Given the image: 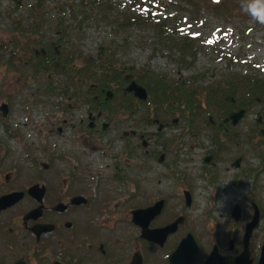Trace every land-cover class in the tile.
<instances>
[{"label":"flooded vegetation","instance_id":"obj_1","mask_svg":"<svg viewBox=\"0 0 264 264\" xmlns=\"http://www.w3.org/2000/svg\"><path fill=\"white\" fill-rule=\"evenodd\" d=\"M34 31L28 30V34L32 36ZM59 35L63 36L57 33L37 37L32 45L37 57L39 51L54 50L58 59L49 62L56 65V75H62L59 69L67 66L66 63L59 64V60L65 58L60 52L62 45L57 44ZM41 40H44L43 45ZM22 41L23 45H28L30 39L23 37ZM3 47L4 44L0 45L1 51ZM127 76L126 73L124 77L129 85L133 79L128 80ZM51 77L42 74L26 80L27 85L33 84L38 91L25 99L29 109L24 115L27 123L24 126L28 129L33 124L39 102L46 105L47 110L43 109L41 114L48 120L46 129H38L36 134L34 131L35 136L29 135V140L25 141V146L40 149L36 153L42 158L47 157L40 162L39 156L25 153L24 159L37 166L33 182H29L33 172H24L17 166L10 170L5 167L10 156L9 144L19 138V133L4 121L13 115L10 101L19 100L22 93L13 96L8 92L0 97L4 100L0 106L3 133L0 135V264H8L9 258L13 259V264H175L171 260L173 254L190 235L193 239L188 243L191 254L181 264L260 263L264 233L259 238L263 239V245L254 257L252 240L264 219L263 209L259 204V207L254 206L255 201L252 202V216L250 213L245 215L242 205L234 206L226 230L222 232L215 226L216 218L211 213L206 215L207 221L203 224L193 221L190 225L189 212L195 211V195L201 189L199 185L189 183L185 176L187 171H178L177 166L193 170L189 173L191 179L197 173L217 176V157L211 152L197 162L204 149L201 141L184 140L186 133L192 139L199 137L202 126L204 128L198 122L201 119L187 115L185 123H181L180 117L169 116L163 123L157 117L151 121L145 114L146 118L139 122L142 105L146 110L150 108L153 115L157 110L153 106L146 107V102L139 101L134 93L126 90L127 85L120 96L121 82L106 86L85 82L83 91L82 85L74 87L72 81L66 79L57 87L60 96L56 91H49L41 97L38 95L39 79L51 81ZM52 89L56 90V87ZM145 119L148 123H142ZM212 119L211 116L209 120ZM228 119H222L223 122L218 124L211 121L210 125L216 133L220 131L222 135H228L227 140H233L229 138L230 129L239 124L235 126ZM176 128L182 131L179 138L172 137L175 134L169 132ZM234 135L238 138L236 133ZM212 140L208 141L214 146V137ZM51 144L56 147L52 151L47 149ZM239 159L240 168L245 159L243 156ZM205 165H212V168L207 170ZM163 166L166 173L154 174ZM24 173L28 181H24ZM154 175L158 181L168 183L163 191L155 192L156 196L151 187ZM129 178L135 181L134 188L132 183H126ZM120 181L134 192L132 201L144 202L131 210L126 209L124 216V204L116 203L113 196L114 187ZM143 183L148 186L146 189L142 188ZM161 202L160 214L147 222L150 214L140 212L151 210ZM209 208L215 211L212 205ZM257 211L259 221L250 233V224ZM211 222L214 228L209 229L207 226ZM174 225V231L164 239L163 230ZM144 228L149 230L148 238L143 237ZM195 246L196 254L193 253ZM246 249L250 252V260L243 256ZM155 254H159L157 260Z\"/></svg>","mask_w":264,"mask_h":264},{"label":"rangeland","instance_id":"obj_2","mask_svg":"<svg viewBox=\"0 0 264 264\" xmlns=\"http://www.w3.org/2000/svg\"><path fill=\"white\" fill-rule=\"evenodd\" d=\"M52 1L58 2V0H0V32L12 29V21L9 18V13L13 8L16 9L18 5L19 9L14 13V17L16 19L20 17L26 18L22 22L25 27H28L29 22L32 21L29 19L33 12L32 10L39 9V4L42 5L41 9L52 7L50 4ZM132 1L135 2L136 0ZM137 1L141 2V0ZM117 4L121 9L129 10L124 9V4L121 1H117ZM251 4L253 3L248 0H223L219 5L213 0H152V6H159L163 10L162 13L164 16L168 14L176 16L166 24V29L169 31L170 24H173L172 22L180 27L187 26V24L193 25L194 21H203L205 24L203 29L207 33V36H210L216 27L223 28L228 33L235 32L234 37L229 36V38L220 39L219 41L213 39L210 45L206 43L208 37L189 41V37H182L178 34H173L171 31L169 32L171 36L165 35L163 25L166 22L147 23L143 21L141 25H132L126 31H120L117 27H110L109 21L99 23L93 19L84 22L81 30L72 31L71 28L69 29V25H71L69 21L70 17L65 20H59L53 14L50 18L47 16L38 23V28L43 29L41 33H45V35H54L55 32L59 31L65 33L67 37L70 35L72 51H75L77 55H75L72 64L68 65V67L72 65L78 71H85V58H93V60L99 59L97 64L102 66L104 65V59L112 57L113 55L111 54L117 53V56L112 58L118 60L127 69L134 67L137 71L149 70L157 80L162 79L163 74L166 73L165 76L171 82L167 84L171 85L174 83L171 86L180 89H175L174 92H182L183 88L189 86L192 88L187 91H192L189 97L194 96L190 101L191 103H195V105L189 108L190 110L193 108L194 111L185 114L188 111L187 105L185 104L180 107V110L176 109L175 112H171L168 111L169 105H179L180 102L171 100L163 105L162 102L164 100H160L157 106L159 109L150 119L154 121L157 119L154 118L155 115L158 118L161 115L164 120H167L173 114L181 118V123H185L187 115L194 119H201L198 122L202 121L204 128L202 126L199 137L192 139L189 133H186L184 140L201 141L204 149L201 156L197 158V162L200 163L203 157L211 152L217 157V176L207 177L204 174L200 175L197 173L191 179V174L189 173H193V170L180 165L177 166V170L187 171L185 172V176L188 182L196 184L197 186L199 185L201 189L195 195V211L192 209L189 212L191 214L190 225H193V221L196 223L200 221L203 224L207 221L206 215L211 213L216 218L214 219L216 222L215 226L221 232L222 230H226L225 227L227 222H229V216L237 204L242 205L245 215L250 213L252 216V202L255 201L257 204H254V206L259 207L260 205L263 209L261 213L264 219V145L260 146V140H262L260 128L264 129V102L261 100L262 96H260L259 101H256L255 96L250 97L248 91L244 92L241 91L242 88L238 89L243 84L242 80L249 78L251 75H260L264 79V23H260L253 17L250 11ZM111 8L117 13L120 21H123L125 19L124 16L128 15L121 12L117 7H111L108 4L105 7V9L110 10ZM83 19V16L80 17V23ZM61 23L64 26H61ZM179 27L175 31L179 30ZM207 30L211 31L208 33ZM194 31H198L196 27ZM157 33L163 39L162 44L154 39ZM1 37L2 34H0V39ZM114 42L123 45V48L116 52L114 48L110 51L107 50V47ZM156 42L160 44H156ZM99 52H102L103 55L98 56ZM2 59L5 60L4 55ZM17 61V55L9 62L10 66L4 61H0V97L8 92L9 95L13 96H17V92L22 93L19 100L13 99L10 101L14 109L13 115L4 121L11 129H16L13 130L15 133H19V138L12 140L9 144L10 156L9 160H7L8 165H5V167L7 166L10 170L14 166H17L24 170V172H33V176L30 177L31 181H29L33 182L32 180L35 177L36 171L34 168L37 166L31 163L29 159H24L26 158L25 153L31 152V155L39 156L40 162L45 161L47 157L42 158V155L36 153L40 149L25 146V141L29 140V135L34 137L38 129H46L48 127V125H45L48 124L47 116L41 114V111L43 109L47 110V107L46 105H41L40 102L38 103L39 105L36 108L37 114L34 115L35 120L26 129L24 125L27 123L24 115L27 114L26 109H29V103L25 99L38 91V89L37 87H32L33 84H26L25 79L30 75L29 72L13 68ZM245 62L254 63V65L253 67H247L244 64ZM65 75H67L65 71L62 72V75L52 74L51 81L40 78L38 95L42 97L46 96L45 94L49 93V91H56L58 92L56 95L60 96L61 91L59 89L57 90V87L64 84L66 80ZM82 76L84 77V75ZM151 83L153 84V82ZM142 86L148 88L144 83ZM52 87H56V90L52 89ZM158 87L162 89L163 85L159 83ZM147 92L149 96H147L148 99L145 102H152L156 95L151 92V88ZM25 93L27 94L26 96ZM210 97H215L220 101L224 99L225 115L223 113H217L216 115L214 102L208 100ZM199 98L206 101L207 104L204 103L203 107L206 106L207 109H210L209 111L202 113L203 108L199 110L197 103ZM39 100L42 102V98H39ZM2 101H4L3 97L0 98V106ZM181 101L185 103L184 98ZM54 102L55 99H53V104ZM113 105H116V103ZM242 109L245 110V117L239 122L240 124L236 128L230 129V131L232 130V134L229 135V138L231 139L232 137L233 140H227L228 135H222L220 131L216 133L214 127L210 125L211 121H216V124L222 123L220 120L228 118L232 113ZM145 111L146 109L141 107L138 117L139 122V119L146 118ZM197 114H200L199 118ZM210 116L213 117L211 121L208 120ZM142 123H148V120L145 119ZM258 124L261 125L260 128ZM31 129L33 130L32 133H30ZM34 131L35 134H33ZM152 131L155 132V128ZM169 132L175 134L172 137H178L182 133L178 128L169 130ZM234 133L238 135V138L235 137ZM0 135H3L2 127H0ZM213 137L214 142L217 143L215 144L213 142L214 146L208 141L212 140ZM218 145L220 146L218 147ZM54 148L56 147H53L51 144L47 149L52 151ZM113 153L117 154L114 151ZM241 156L244 157L245 161L239 169H236L233 167V163ZM205 166L207 170L212 168V165ZM161 172L166 173L165 166L156 170L154 174ZM241 175H243V178L240 177ZM25 180L28 181V176L24 173ZM134 182L131 178L126 179L127 184L132 183V188H134ZM141 186L144 189L148 187L145 183ZM167 186L168 183L166 185L164 182L158 181L155 175L153 176L151 187L155 196L157 190L160 189L163 191V188ZM113 193H115L113 195L115 202L124 204L122 209L123 216L127 212L126 209L131 210L137 206L136 204L142 203L143 205L144 203L142 200L132 201L131 195L134 192H131L129 187L127 188L121 181L116 184ZM210 205H212L213 209L215 207V211L209 208ZM207 227L209 229L214 228V223L211 222V225ZM263 233L264 221L259 226L255 238L252 240V255L257 253L259 251L258 248L263 245V239H259ZM158 257L159 254L154 255L155 260ZM13 262V259H8V264H13Z\"/></svg>","mask_w":264,"mask_h":264},{"label":"trees","instance_id":"obj_3","mask_svg":"<svg viewBox=\"0 0 264 264\" xmlns=\"http://www.w3.org/2000/svg\"><path fill=\"white\" fill-rule=\"evenodd\" d=\"M96 7H99V6L96 5L95 3L89 2L87 0H82L81 1V7L79 9H80V12H81L82 15L85 14V20L92 18V19H95L96 22H99V23L107 22L108 21V17L103 16L101 11L98 8H96ZM42 11H44V10H42ZM62 12H63L62 8H58L57 9V13L58 14H61ZM45 15H46V11H44L42 13V12L39 11V9L33 10V12L31 13V17L29 18L30 20H32L31 22H29L30 23V27L31 28L37 27L38 23L34 22V21L35 20L38 21L39 19H43L45 17ZM74 15H75V13H74ZM10 18L13 21V25H12L13 32H15L17 30L18 32L21 33L22 32V28L25 27L23 22H22V20L26 19V18L20 17V18L16 19V17H14L12 14L10 15ZM111 24L117 26L120 31L121 30L125 31L128 28V26H129V22H123V24H120L119 22H111ZM22 35H24L26 39H29L30 34H27L28 36L25 35V34H21L19 36V40L17 42L22 41ZM32 44H34V43L32 42ZM116 45L117 44H115V43L111 44L109 46L108 50L110 51L112 48H114V50L116 52L117 51ZM15 46H16L17 49H21V47H20V45L18 43H15ZM24 53H28L31 56L34 55L33 52H29V51H25ZM101 55H103V54H101ZM111 55H113L112 57H114V56H117V53H114V54H111ZM112 57L106 58V60L104 62V65H102V66H96V65L93 64L94 68H93L92 71H90L88 73V75H84L83 72H85V71H78V70L74 69L72 67V65L69 66V67L64 68V71L67 73V75H65L67 81L68 82L72 81L71 83H73L74 86H76L78 84L82 85V79H84V77L85 78L86 77L89 78V80L92 83H95V78L98 77V80H97L98 84H103L105 86L110 84L111 82H118L119 83L121 80H124V82H125V78L121 77L119 79V76L118 77L117 76H113V75H111L109 73V69L107 68V66L110 67V65H107V64H111V63L115 62ZM24 63H25L24 60L21 59V64L24 65ZM50 64L51 63L49 62V60L45 61V64H44V57H43V60L38 59V62H37V66L40 67V68L48 67ZM55 68H56V66H55ZM82 75H84V77ZM136 77H137V79L134 78V77L133 78L136 79L141 84L144 83L147 86H152L153 85L151 83L152 82V79H151L152 77L149 76V73H138L136 75ZM113 79H115V80H113ZM244 80H247L246 81L248 83L247 85H246V82ZM244 80H242L243 84L238 89L242 88L241 91H244V92L248 91V94L250 95V97L255 96L256 101H259L260 100V96H262L261 100H263V102H264V82L259 80L258 78H250V79L248 78V79H244ZM154 82L156 84L158 82V80L154 79ZM66 84H70V83H66ZM153 87H148V89L151 88V92H154V93H157V94H158V92H161L160 96L156 95V97L154 98V104L156 106H158V103H160V100H164V102H162L163 105H164V103H167V102H169L171 100H174V101L177 100V97L169 95L172 92L166 91L163 88L160 89L159 87H155V88H153ZM79 90L80 89H75V91H79ZM120 90H121V88H120ZM235 93H237V92H235ZM210 101H212V102H214V104L218 105V104L222 103L224 101V99H222L220 101V100H218L215 97H210Z\"/></svg>","mask_w":264,"mask_h":264},{"label":"water","instance_id":"obj_4","mask_svg":"<svg viewBox=\"0 0 264 264\" xmlns=\"http://www.w3.org/2000/svg\"><path fill=\"white\" fill-rule=\"evenodd\" d=\"M129 92H134L135 95L140 98L141 100H145L147 99V94L145 92V90H143L141 87H139L138 85H136L135 83H132L131 86L128 88ZM6 109V107H5ZM244 117V111H241L240 113L238 114H232L231 116V119H232V122L234 125L238 124L239 121ZM80 200V199H79ZM163 206H162V202L157 205L155 208L151 209V210H148V211H141L140 213H148L150 214L148 219H147V222H149V220H151L152 218H154V216H158L162 210ZM258 215L254 218V221L250 224V233L252 232V230L255 228V226L257 225L258 223ZM176 225L174 226H171V227H168L166 229L163 230V233H162V236L163 238L165 239L167 237L168 234L172 233L175 229ZM155 233H159V231H156ZM149 230L148 228H144L143 230V237L144 238H148L149 236ZM192 238V236L190 235L189 236V239L186 240L182 245L181 247H179V249L173 254L171 260L174 261L175 264H181L182 261H184L185 259H188L189 255L191 254L190 253V250H189V246H188V243L189 242H192L193 239H190ZM248 240V239H247ZM194 254L197 253V246H195V250L193 252ZM243 256L246 258V259H249L250 260V252L248 249L245 250ZM252 261H250L251 263ZM259 264H264V248H263V251H262V254H261V259H260V263Z\"/></svg>","mask_w":264,"mask_h":264},{"label":"clouds","instance_id":"obj_5","mask_svg":"<svg viewBox=\"0 0 264 264\" xmlns=\"http://www.w3.org/2000/svg\"><path fill=\"white\" fill-rule=\"evenodd\" d=\"M251 14L260 23H264V0H255L253 4L250 5Z\"/></svg>","mask_w":264,"mask_h":264},{"label":"bare ground","instance_id":"obj_6","mask_svg":"<svg viewBox=\"0 0 264 264\" xmlns=\"http://www.w3.org/2000/svg\"><path fill=\"white\" fill-rule=\"evenodd\" d=\"M198 198H201V197H198Z\"/></svg>","mask_w":264,"mask_h":264}]
</instances>
